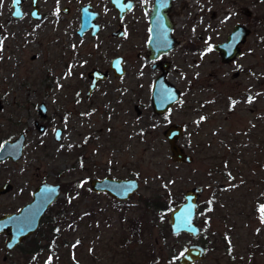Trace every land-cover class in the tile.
<instances>
[{
  "label": "rangeland",
  "instance_id": "obj_1",
  "mask_svg": "<svg viewBox=\"0 0 264 264\" xmlns=\"http://www.w3.org/2000/svg\"><path fill=\"white\" fill-rule=\"evenodd\" d=\"M85 2L100 13L101 32L79 41L74 31ZM9 4L0 0V144L23 135L24 146L17 163H0V185H12L0 196V216L17 211L41 181L58 183L61 191L38 230L11 252H4L0 235V264H176L191 244L205 250L195 264H264L258 212L264 204V0L174 5L178 46L165 57L166 80L180 100L161 116L150 107L160 72L143 57L147 34L139 13L119 21L108 0H38L43 18L37 22L11 18ZM23 6L30 10L29 0ZM63 6L67 15L60 13ZM236 24L250 33L240 56L222 64L207 49ZM118 26L124 37L113 39ZM115 57L124 76L109 77L85 97L86 71L95 65L108 70ZM39 103L45 118L37 113ZM173 123L184 128L177 142L190 164L169 157L162 132ZM104 177L135 179L138 188L121 202L92 193L89 181ZM195 186L202 189L195 211L200 235L171 236L164 211Z\"/></svg>",
  "mask_w": 264,
  "mask_h": 264
},
{
  "label": "water",
  "instance_id": "obj_2",
  "mask_svg": "<svg viewBox=\"0 0 264 264\" xmlns=\"http://www.w3.org/2000/svg\"><path fill=\"white\" fill-rule=\"evenodd\" d=\"M164 0H154L152 11L149 14V38L146 42L145 57L149 62L155 61L163 54L171 51L176 45L172 44L173 39L170 36L171 22L169 20L170 2L165 4ZM19 4H14V0H10L11 13L10 17L19 19L23 13L20 10ZM37 0H31V11L29 15L32 19H38ZM161 4L163 6H161ZM109 6L117 13L118 19H122L124 14L130 11L132 3L128 0H109ZM89 6L81 8L79 17V26L76 31L78 36H81L86 30H91V34L98 29L93 22L97 17L96 13L87 12ZM19 11L20 15L15 13ZM63 12H66L64 9ZM35 14V15H34ZM249 31L242 25L236 24L233 26L225 40L219 44L213 45L212 49L218 54L220 62L226 64L232 62L240 56V45L243 44L245 37ZM119 35V34H118ZM120 57L113 58L109 63V71L114 77H121L124 74V68ZM169 62H164L160 66V73L154 79L150 87V107L152 113L156 116L165 114L174 104L180 100V93L175 87L166 80ZM154 68V66H152ZM91 83L88 86L87 96L95 89L99 82H103L107 78L106 72L92 70L88 73ZM136 115L140 111L136 106L133 107ZM40 116L45 115V107L43 104L38 106ZM184 128L182 125L173 123L165 128L162 136L166 141L169 157L172 162L178 164H190L192 158L185 154L179 146L178 140L183 135ZM61 131L56 129L53 132V139L59 141ZM0 145V163L6 160L13 162L17 161L22 156L24 146V137L19 135L17 138L10 141H3ZM135 185L130 191L128 187ZM138 184L135 179H113L104 177L101 179H91L89 181V189L92 193L106 194L115 201H126L137 190ZM52 189L54 191H47ZM9 190L8 184L0 185V195ZM200 187H192L182 194L183 202L172 208L167 213L166 223L167 230L171 236L185 234L192 239L199 236L200 230L195 224V211L197 208V200L201 194ZM59 197L58 185L47 183L40 184L33 192L30 203L21 207L16 213L5 214L0 216V235H6V240L3 244L4 252H11L21 242L31 236L38 228L39 220L47 207ZM191 209V228L195 231H189L186 228H179L182 217L186 214L189 206ZM264 224V223H263ZM21 230H23L21 234ZM11 245V246H10ZM184 253L181 256V253ZM177 256L176 264H195L205 258V250L198 244H191L184 248Z\"/></svg>",
  "mask_w": 264,
  "mask_h": 264
},
{
  "label": "flooded vegetation",
  "instance_id": "obj_3",
  "mask_svg": "<svg viewBox=\"0 0 264 264\" xmlns=\"http://www.w3.org/2000/svg\"><path fill=\"white\" fill-rule=\"evenodd\" d=\"M129 2H131L132 3V7H131V9H130V11H128L127 13H125L124 14V16H123V18L122 19H118V17H117V13H116V17H117V19L119 20V21H121V20H123L124 19V17L127 15V14H130L131 12H133V11H135L137 14L139 13L143 18H144V21H145V23H146V28H145V31H146V34H147V39L144 41V45H143V50H144V52H143V57H144V59L146 60V61H148L147 59H146V57H145V54H146V42H147V40H148V38H149V32H148V29H149V14L151 13V11H152V7H153V5H154V0H128ZM179 1H181V0H164L163 2H165V4H167L168 2H170V10H169V13H168V15H169V20H170V22H171V32H170V36H171V38L173 39V41H172V44H175L176 46L175 47H177L178 46V41H177V38L175 37V35H174V32H175V24H174V22H173V20H172V16H173V10H174V5L175 4H177ZM184 1H186V0H184ZM108 2H109V0H108ZM37 9H38V19H32L31 17H30V15H29V12L31 11V0H29V6H30V10H26L25 8H24V0H22V2H21V4H20V10L22 11V13H23V15H22V17L21 18H23L24 16H27L28 18H30L32 21H41L42 20V18H43V14L40 12V8H39V6H38V0H37ZM9 6H10V4H9ZM84 6H89V8H88V10H87V12H90V13H96L97 14V17L95 18V20H94V22H93V24L94 25H97L98 26V29L95 31V32H93V34H91V30L89 29V30H86L85 32H83V34L81 35V36H78L77 34H76V31H77V29H78V26H79V17H80V12H81V8L82 7H84ZM11 9V8H10ZM26 11H25V10ZM64 9L66 10V12H63L64 11ZM11 13V12H10ZM60 13L61 14H63V15H67L68 13H69V9H68V7H66V6H63L61 9H60ZM100 17V13L90 4V2H85V3H83L82 5H80L79 7H78V25H77V28H76V30L74 31V35L76 36V38L79 40V41H83V38H87V39H89V40H94V39H96L97 38V36L100 34V32H101V29H100V24L98 23V18ZM12 18V17H11ZM21 18H19V19H21ZM19 19H17V20H19ZM247 30H249L246 26H244ZM120 27L118 26V29L117 30H115V31H113V32H110V37L111 38H113V39H122L123 37H124V32L121 30V29H119ZM249 33H250V30H249ZM249 33H248V35H249ZM119 34V35H118ZM247 35V36H248ZM246 36V37H247ZM245 37V38H246ZM0 40H1V36H0ZM245 41V40H244ZM95 43H94V51H98L99 49L97 48V44H96V42L97 41H94ZM244 43V42H243ZM175 47L171 50V51H169L168 53H166V54H163L162 56H160L159 58H157L155 61H153V62H149L150 63V69L151 70H158L159 72H160V66L164 63V62H168V61H166L165 60V57L167 56V54H169V53H171L174 49H175ZM213 47V46H212ZM240 54H241V50H240ZM87 56V55H86ZM85 56V57H86ZM87 57H89V58H91L92 56H87ZM136 57L137 58H139L140 57V55L139 54H136ZM86 59H88V58H86ZM113 59V58H112ZM111 59V60H112ZM110 60V61H111ZM122 60V59H121ZM93 61L95 62V63H99V61H98V59L95 57L94 59H93ZM110 61H109V63H110ZM109 63H108V67H109ZM123 63V62H122ZM221 63V62H220ZM152 66H154V68H152ZM98 66H93L89 71H86V73H85V76H84V78L82 79V81H84V82H86L87 83V89H86V91H85V97H89V95L87 96V90H88V86L90 85V83H91V80H90V78H88V73L90 72V71H92V70H98V71H100V72H106V74H107V78H106V80L109 78V77H112L113 79H120L119 77H114L113 76V74H112V72L111 71H109V69L108 70H100V69H98L97 68ZM169 67H170V64H169ZM169 67H168V69H169ZM125 71V70H124ZM124 74H125V72H124ZM124 76V75H123ZM106 80H104L103 82H105ZM103 82H99V83H97L98 85L100 84V83H103ZM97 84H96V86H95V89H96V87H97ZM44 86H45V88H43L44 89V95H45V97H49L50 95H51V86L49 85V80H45V82H44ZM94 89V90H95ZM93 90V91H94ZM92 91V92H93ZM91 94V93H90ZM40 104H43V103H39L38 104V106L40 105ZM44 105V104H43ZM38 106H37V113H38V115H39V111H38ZM44 107H45V105H44ZM134 110V109H133ZM40 116V115H39ZM42 117V116H41ZM44 118L46 117V108H45V115L43 116ZM43 118V119H44ZM35 126H36V124H35ZM43 129V127H41V128H39V130H42ZM22 157V156H21ZM21 157L17 160V161H15V162H13V161H11V160H6V161H4V162H10V163H12V164H15V163H17L20 159H21ZM264 165V164H263ZM262 179L264 180V167H263V174H262ZM42 183H47V184H51V185H58V187H59V196H60V191H61V185L60 184H58V183H49V182H47V181H41L32 191H30V197H29V200L27 201V202H25V203H23L19 208H18V210L21 208V207H23L24 205H26V204H28V203H30L31 202V200H32V195H33V192L36 190V188L40 185V184H42ZM3 184H8V186H9V190L6 192V193H4V194H2V195H5V194H7V193H9L11 190H12V185H10L9 183H3ZM3 184H1V185H3ZM2 195H0V196H2ZM57 200V199H56ZM56 200L53 202V203H51L48 207H47V209L52 205V204H54L55 202H56ZM264 205V204H263ZM47 209L45 210V212L47 211ZM17 210V211H18ZM17 211H15V212H11V213H9V214H12V213H16ZM44 212V213H45ZM44 213H43V215H44ZM42 215V216H43ZM42 218V217H41ZM41 220V219H40ZM40 220H39V223H40ZM263 224V223H262ZM38 228H39V225H38ZM38 228H37V230H38ZM201 232V231H200ZM1 235H4V234H1ZM200 235V234H199ZM5 236V240H6V235H4Z\"/></svg>",
  "mask_w": 264,
  "mask_h": 264
},
{
  "label": "snow or ice",
  "instance_id": "obj_4",
  "mask_svg": "<svg viewBox=\"0 0 264 264\" xmlns=\"http://www.w3.org/2000/svg\"><path fill=\"white\" fill-rule=\"evenodd\" d=\"M20 3V0H14V4H19ZM161 6H163L162 4H161ZM17 16H19L20 15V13H19V11H17L16 13H15ZM35 15V14H34ZM3 43V41L2 40H0V44H2ZM207 51L208 52H211L212 51V48L211 47H209L208 49H207ZM203 55V54H202ZM70 68H71V66H69ZM71 73L69 72V75H70ZM252 101V98L251 97H249V102H251ZM203 119V118H202ZM3 147V145H0V148H2ZM84 183H86V181H83V182H81L79 185H78V187H83V185H84ZM135 187V185H130L129 187H128V191H130L132 188H134ZM47 191H54V190H52V189H49V190H47ZM191 209H192V206L190 205L189 206V208L187 209V212H186V214L182 217V219H181V222H180V224L178 225V227L179 228H186V229H188L189 231H195L194 229H192L191 228ZM209 211H211V208H209ZM258 212L260 213V216H261V223H264V205H262L261 207H260V209H258ZM22 232H23V230H21V234H22ZM11 246V245H10ZM184 255V253L182 252L181 253V256H183ZM51 259V258H50Z\"/></svg>",
  "mask_w": 264,
  "mask_h": 264
},
{
  "label": "trees",
  "instance_id": "obj_5",
  "mask_svg": "<svg viewBox=\"0 0 264 264\" xmlns=\"http://www.w3.org/2000/svg\"><path fill=\"white\" fill-rule=\"evenodd\" d=\"M62 207H66V205L64 206V204H62ZM169 210H170V208H166V211H164V212H169ZM63 213H64V211H61V212H60V214L58 215V216H59V219H61V216L63 215ZM61 220H62V219H61ZM62 221H63V220H62ZM48 228H49V232H48V233H50V232L53 230V226H49ZM48 228H47V229H48ZM33 248H34V249L36 248L35 245L31 246V250H30V251H32ZM31 254H32V253H31Z\"/></svg>",
  "mask_w": 264,
  "mask_h": 264
}]
</instances>
